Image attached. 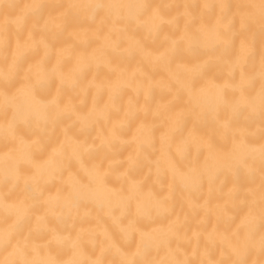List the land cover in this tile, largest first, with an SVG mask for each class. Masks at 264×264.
Returning a JSON list of instances; mask_svg holds the SVG:
<instances>
[{"label":"bare ground","instance_id":"6f19581e","mask_svg":"<svg viewBox=\"0 0 264 264\" xmlns=\"http://www.w3.org/2000/svg\"><path fill=\"white\" fill-rule=\"evenodd\" d=\"M0 264H264V0H0Z\"/></svg>","mask_w":264,"mask_h":264}]
</instances>
